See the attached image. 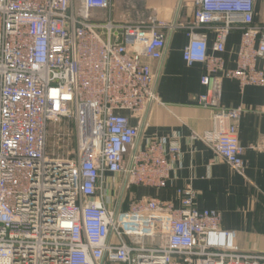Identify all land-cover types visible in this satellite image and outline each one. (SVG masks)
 I'll return each mask as SVG.
<instances>
[{
	"label": "built area",
	"instance_id": "2783aa9c",
	"mask_svg": "<svg viewBox=\"0 0 264 264\" xmlns=\"http://www.w3.org/2000/svg\"><path fill=\"white\" fill-rule=\"evenodd\" d=\"M115 1L0 0V264H261L264 255L239 251L218 211L194 206L190 186L177 189L178 208L130 193L166 187L181 154L167 136L139 142L149 105L162 104L147 61H160L179 30L183 61L203 67L196 103L211 114L192 138L242 173L248 109L224 107L220 95L224 79L264 87L256 0H191L188 20L141 22L117 19ZM233 32L235 67L225 69ZM72 134L68 154L48 150L49 135Z\"/></svg>",
	"mask_w": 264,
	"mask_h": 264
},
{
	"label": "crops",
	"instance_id": "0c3cea01",
	"mask_svg": "<svg viewBox=\"0 0 264 264\" xmlns=\"http://www.w3.org/2000/svg\"><path fill=\"white\" fill-rule=\"evenodd\" d=\"M184 1L189 7L182 11ZM190 2L162 0V5L154 9L152 15L171 21L188 20L191 17ZM255 11V21H263L264 0H256ZM187 41L184 31L170 33L163 58L147 61L155 68V88L162 104L149 105L139 138L140 145H143L147 138L167 136L170 141L178 143L180 157L172 162L166 187L138 186L133 187L130 193L138 199L156 197L170 200L178 208L177 189L188 185L195 194L194 206L218 211L220 227L236 233L235 243L239 251L264 255V87L249 85L240 88L233 80L222 81L221 105L248 109L238 123V141L244 148V169L238 173L218 159L204 142L192 138L193 133L202 134L210 129L211 114L196 103V98L203 91L200 84L203 67L200 63L188 66L183 61L182 49ZM213 43V35L209 33V53L213 52ZM239 43V32L227 37L221 54L225 69L235 67ZM257 66L264 67V61H258ZM129 120L132 125L138 124L137 117L133 115H129Z\"/></svg>",
	"mask_w": 264,
	"mask_h": 264
},
{
	"label": "rangeland",
	"instance_id": "374dc122",
	"mask_svg": "<svg viewBox=\"0 0 264 264\" xmlns=\"http://www.w3.org/2000/svg\"><path fill=\"white\" fill-rule=\"evenodd\" d=\"M161 1L162 0H116L114 15L117 19L131 18L132 21H145L154 14V9L162 5ZM159 19L167 20L164 17ZM56 127L57 126L52 125L50 132L52 133V131L56 130ZM73 148H75V137L73 134L68 139L65 138L62 141H57L52 135L48 137V150L50 152L54 151L55 153L66 155ZM127 198H129V196Z\"/></svg>",
	"mask_w": 264,
	"mask_h": 264
}]
</instances>
